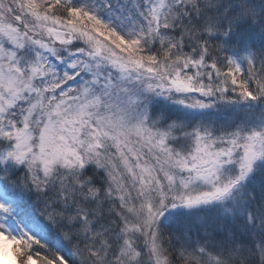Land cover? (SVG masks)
I'll list each match as a JSON object with an SVG mask.
<instances>
[{
	"label": "snow or ice",
	"instance_id": "1",
	"mask_svg": "<svg viewBox=\"0 0 264 264\" xmlns=\"http://www.w3.org/2000/svg\"><path fill=\"white\" fill-rule=\"evenodd\" d=\"M0 264H264V0H0Z\"/></svg>",
	"mask_w": 264,
	"mask_h": 264
}]
</instances>
